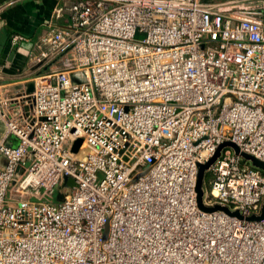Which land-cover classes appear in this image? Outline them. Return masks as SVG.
Listing matches in <instances>:
<instances>
[{
	"label": "built area",
	"instance_id": "built-area-1",
	"mask_svg": "<svg viewBox=\"0 0 264 264\" xmlns=\"http://www.w3.org/2000/svg\"><path fill=\"white\" fill-rule=\"evenodd\" d=\"M55 16L36 42L10 37L36 73L0 87V264H264V219L248 220L264 170L241 155L264 163V0H72ZM219 148L202 205L242 218L198 206Z\"/></svg>",
	"mask_w": 264,
	"mask_h": 264
},
{
	"label": "crops",
	"instance_id": "crops-1",
	"mask_svg": "<svg viewBox=\"0 0 264 264\" xmlns=\"http://www.w3.org/2000/svg\"><path fill=\"white\" fill-rule=\"evenodd\" d=\"M69 1L72 0H0V87L14 89L36 73L25 56L31 44H24L18 50L11 45L10 37L18 33L32 42L45 37L53 25L65 24V19L56 18L55 11ZM212 1L222 3L233 0ZM2 132L0 130V134Z\"/></svg>",
	"mask_w": 264,
	"mask_h": 264
},
{
	"label": "water",
	"instance_id": "water-1",
	"mask_svg": "<svg viewBox=\"0 0 264 264\" xmlns=\"http://www.w3.org/2000/svg\"><path fill=\"white\" fill-rule=\"evenodd\" d=\"M31 90H32V85H29V91H31ZM82 144H83L82 139L76 140L73 144L72 152L76 153ZM229 145H231L235 149L237 154H240L239 148L236 145H234V144H229ZM220 148L216 152L215 156L208 163H206L204 165H199V173H198V179H197V185H196L198 206L200 209H202L204 211L223 210L226 213L230 214L231 216L242 218L238 212H232L231 213L227 208H222V207L217 206V207H214L211 209H207V208L203 207V205H202V195H203L202 184L204 181V174H205V171L209 168V166L212 165L215 162V160L217 159V157L219 156ZM241 155L245 159L250 160L255 167H258V168L264 170V163L263 162L257 160L256 158H254L248 154L241 153ZM64 180H65V183L68 184L69 186H75V183L73 182V180L71 178L65 177ZM57 200L62 201L63 200L62 195L58 194ZM263 219H264V205L262 207L260 216H253V217L249 218L248 220H250V221H261Z\"/></svg>",
	"mask_w": 264,
	"mask_h": 264
},
{
	"label": "rangeland",
	"instance_id": "rangeland-1",
	"mask_svg": "<svg viewBox=\"0 0 264 264\" xmlns=\"http://www.w3.org/2000/svg\"><path fill=\"white\" fill-rule=\"evenodd\" d=\"M0 130H4V126H3V124L2 123H0ZM57 195H58V193H56V195H55V200H57Z\"/></svg>",
	"mask_w": 264,
	"mask_h": 264
},
{
	"label": "bare ground",
	"instance_id": "bare-ground-1",
	"mask_svg": "<svg viewBox=\"0 0 264 264\" xmlns=\"http://www.w3.org/2000/svg\"><path fill=\"white\" fill-rule=\"evenodd\" d=\"M83 149V148H82ZM221 194L219 192L215 193L214 196L215 197H219Z\"/></svg>",
	"mask_w": 264,
	"mask_h": 264
}]
</instances>
